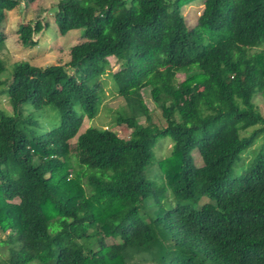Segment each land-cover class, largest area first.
<instances>
[{
	"label": "trees",
	"instance_id": "obj_1",
	"mask_svg": "<svg viewBox=\"0 0 264 264\" xmlns=\"http://www.w3.org/2000/svg\"><path fill=\"white\" fill-rule=\"evenodd\" d=\"M28 1L0 0V49L5 12ZM190 1L59 0V33L81 28L84 40L66 63L18 61L0 80L12 108H0V231L14 241L0 264H264V142L232 172L264 138L253 101L260 95L264 107V0H203L188 26L181 8ZM46 26L19 24V42L34 46ZM110 56L121 61L110 78L126 105L115 122L136 121L128 138L80 132L98 113ZM49 105L58 124L35 132ZM165 136L171 151L157 160Z\"/></svg>",
	"mask_w": 264,
	"mask_h": 264
},
{
	"label": "rangeland",
	"instance_id": "obj_2",
	"mask_svg": "<svg viewBox=\"0 0 264 264\" xmlns=\"http://www.w3.org/2000/svg\"><path fill=\"white\" fill-rule=\"evenodd\" d=\"M59 0H33L20 3L16 8L5 12V19L3 23V32L5 34V44L0 49V58L5 63V71L0 74V80L8 82L12 74V67L15 62L27 61L32 65L45 66L49 64L66 63L69 59L70 47L83 41V30L73 29L62 35L59 33L57 26L54 22V11L56 4ZM203 8V0H192L185 4L181 8V13L184 16L188 26H192L196 23L197 17ZM34 21H41L47 26L42 31L33 35V39L37 41L34 46L25 47L18 40L17 29L21 23H28ZM262 47V46H261ZM259 48H254L252 51H257ZM109 69L106 74L102 76V94L97 115L88 119L84 118L80 132L88 126L109 128L115 133L117 137L128 138L130 136L132 127L136 121L128 120L125 123L117 125L115 122V116L118 112L126 110L125 100L118 95L114 89L113 80L110 78V73L118 70L121 65V61L114 56H110ZM184 78V74H178L177 79L181 81ZM5 83L0 84V108L7 113L12 112V108L8 102L6 94L2 93ZM142 98L152 113L153 120L158 125L163 124L160 110L157 104L153 101L150 87H145L141 90ZM253 101L259 107V111L264 115V107L262 97L257 95ZM25 110H31L30 104L23 105ZM59 122V115L57 110L49 105L45 107L39 118V125L34 128L35 132L44 131L57 125ZM138 122L146 124L144 117L138 118ZM257 126L251 127L245 134L250 133ZM74 141V140H72ZM264 142L263 136H258L255 142L247 147L240 155V160L235 166L232 167V172H239L242 168H245L258 152L262 143ZM172 146L171 137L165 136L157 140L154 147V154L156 159H162L170 154ZM192 157L196 165L202 164V160L198 155L197 150L192 152ZM72 168L74 171L79 170L78 164L72 159ZM153 171L157 173V165L154 166ZM158 181V184H161ZM208 200L201 199L194 207L200 206L203 202ZM149 213L152 215V208H149ZM8 231H0V259L7 260L11 246H14L13 238H9Z\"/></svg>",
	"mask_w": 264,
	"mask_h": 264
}]
</instances>
